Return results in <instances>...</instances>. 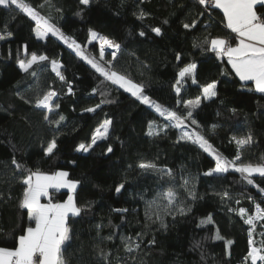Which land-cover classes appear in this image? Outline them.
Wrapping results in <instances>:
<instances>
[{
    "label": "trees",
    "instance_id": "trees-1",
    "mask_svg": "<svg viewBox=\"0 0 264 264\" xmlns=\"http://www.w3.org/2000/svg\"><path fill=\"white\" fill-rule=\"evenodd\" d=\"M24 2L95 53L90 30L120 44L115 60L107 56L111 70L142 85L144 94L167 111L185 117L192 111L196 123L186 119L182 128L172 126L165 116L88 66L58 36L38 38L37 22L15 5L0 8V34L6 36L0 40V247H15L22 229L34 226L27 210L19 207L25 188L21 181L28 173L17 169L15 160L24 169L45 174L66 171L70 180L80 182L74 196L82 211L68 218L65 255L70 264H248L250 226L239 209L254 214L255 204L264 207V177L253 175L254 184L249 185L234 169L205 175L215 168V158L192 140L181 139L184 130L199 133L229 161L240 155L238 163H264V93L243 83L227 60L204 43L206 37H227L235 45L223 13L196 0H91L88 6L80 0ZM201 11L204 14L198 15ZM194 20L195 27H183ZM154 28H160V35ZM33 53L48 60L24 72L18 61ZM52 60L61 66L65 80L52 71ZM193 63L196 82L186 77L177 84L179 71ZM214 81L217 95L204 98L203 87ZM49 90L57 93L51 112L35 105V99ZM197 97L198 107L186 106ZM98 104L95 112L85 111ZM60 115L65 119L59 124L50 122ZM106 119L112 121L107 138L97 140L87 152L77 151L79 144L91 143ZM150 122L157 135L148 134ZM248 134L253 143L240 150L233 138ZM53 139L57 147L49 156L45 149ZM141 162H152L157 170H142ZM168 170L171 176L164 175ZM120 184L124 187L117 193ZM169 189L176 192L177 203L166 214L162 209L167 201L161 194ZM224 192L228 197L222 198ZM52 195V201L67 197L66 192ZM180 206L186 209L183 215L176 210ZM156 211L166 228L147 220L146 212ZM209 215L212 223L201 224ZM257 225L252 238L264 247V236L258 242L264 221ZM217 231L223 239H214ZM124 237L140 243V248L127 252ZM101 249L110 253L107 259L100 257Z\"/></svg>",
    "mask_w": 264,
    "mask_h": 264
},
{
    "label": "snow or ice",
    "instance_id": "snow-or-ice-1",
    "mask_svg": "<svg viewBox=\"0 0 264 264\" xmlns=\"http://www.w3.org/2000/svg\"><path fill=\"white\" fill-rule=\"evenodd\" d=\"M47 2V0H45ZM199 5L205 6V8L220 9L223 12V20L226 22L225 26L235 34L232 40L233 43L227 37H214L205 38L204 43L208 48L215 52L218 56H226L228 63L231 65V69L234 70L235 74L241 81H253L255 83L256 91L264 93V0H196ZM80 3L84 6H88L91 0H80ZM10 5H15L23 13L27 14L31 19L37 22L38 27L36 28V35L38 38L43 39L48 33H52L54 36H59L69 48H74L78 56L83 57L87 62L94 68L98 73L104 76L107 80L113 84H118L126 92H130L132 96L136 97L143 104L151 105L155 108L161 116L173 122L172 126L176 128H182L185 124L186 119H190L193 124L196 123L195 119H192V111L187 112V116L178 115L174 111H166L159 104H155L150 98L144 94L143 86L134 83L131 79H128L125 75L119 74L116 71L106 70L101 66L94 58H89L84 54L81 46L74 40L66 37L58 28L49 23L47 19L40 16L39 13L30 4L25 3L24 0H0V6L8 8ZM201 11L198 15H203ZM144 13L141 12L139 15L140 19L144 18ZM167 21H165L166 23ZM196 21L194 20L191 24L185 23L184 28L188 29L195 27ZM6 27V26H5ZM153 31L160 35V28H154ZM11 35V33H7ZM90 35L93 40L99 39L100 41V60H103L105 55V45L109 48H114L117 51L121 45L110 40L106 36H101L96 31L90 30ZM144 35L143 32L140 33ZM4 34H0V40L5 39ZM25 52L27 53V47L25 46ZM113 60L116 59V52L112 54ZM179 60V55L177 56ZM48 60L47 56L31 54L30 59L19 60V67L24 72H28L34 64L38 62ZM111 65V61L108 62ZM52 71L56 73L61 81L65 80V77L60 71L61 66L57 61H51ZM196 64H188L183 67L179 73V79L177 84L183 81L186 77H191L193 83H195V72ZM35 76V72L32 73ZM216 82L205 85L202 89L204 98L210 99L217 95ZM69 92L72 91L69 86ZM93 91H96L94 89ZM181 89L176 87V93L179 95ZM57 96V93L53 90L45 92L42 96H38L35 99V105L47 109L49 112L53 110V98ZM28 102V101H26ZM101 103H112V101L102 100ZM189 108H196L200 105V97L194 100H188L185 102ZM100 105H96L93 108H87V112H95ZM55 108H59V104H55ZM44 119L47 121L49 117L45 115ZM65 117L59 116V120L50 121L51 123L59 124ZM111 120H104L99 128L96 129L95 134L91 139L90 144L81 143L77 147V151L87 152L93 145L96 144L97 139H105L109 133V127ZM215 127V126H214ZM149 135H157L158 133L152 130V124L149 125ZM181 139L192 140L193 143L198 144L205 152H209L215 155L216 165L211 171L205 173V175H213L214 173H225L229 171V168H233L234 171L241 174V177L247 182V184H254L252 179L253 174H259L260 177H264V163L253 165L251 163H243L238 161L241 160L240 155H237L235 160L229 161L223 158L220 154L215 153L212 145L199 133L189 134L184 132ZM240 150H243L246 146L253 143V137L248 134L246 137L233 138ZM56 140H51L46 149L47 155H52L56 149ZM107 151L111 153L112 147L109 146ZM13 164L17 169L27 171V175L22 179V184L25 185L23 191V198L20 201L19 207L27 210V218L29 221L34 222V226H27L22 229L23 234L17 238L16 246L13 248L0 247V264H70L69 259L66 257V242L70 240V229L68 226L69 214L73 216H79L82 208L79 207L75 200V192L79 181L70 180L69 173L66 171H58L51 175L30 169H24V166L18 164L13 160ZM138 167L142 170H157V166L152 162H141ZM164 175L171 176V170L164 172ZM188 184V181H184V186ZM124 187V184H120L116 187L115 191L119 193ZM258 187V186H257ZM49 189H68L69 195L67 200L63 203H53L49 199L48 203H41V197L49 196ZM261 193H264V188L260 189ZM228 193L224 192L223 197H228ZM192 198L195 199V194H192ZM161 199L166 200L167 204L163 206L162 211L169 214L171 206L177 203V194L172 189L161 194ZM249 199H252L249 197ZM239 202V201H237ZM154 203V202H153ZM151 208L152 205L150 204ZM180 214H185L186 209L182 206L176 209ZM118 212H126L127 209H116ZM187 211H191L188 208ZM241 216L247 215V210L244 208L239 209ZM155 216V219H153ZM146 218L149 221L155 223L160 222V227L166 228L167 225L164 223L163 217L160 211L154 213L146 212ZM264 221V207H261L259 203L255 204L254 215H247L245 223L255 227V221ZM212 223V217L209 215L206 220H202L201 224ZM100 227V226H98ZM143 233H138L137 236H142ZM108 240L112 239V236L107 237ZM214 239L221 240L223 237L217 231ZM124 249L132 253L140 248V243L134 241L131 237L122 238ZM150 243L154 244L152 240ZM230 245L232 241H227ZM264 244V242H262ZM249 245L250 250L247 253L246 259H250L251 264H257L261 262L264 264V247L258 248L254 246V240L252 239V230L249 231ZM99 255L102 259H107L110 253L105 252L103 249L100 250Z\"/></svg>",
    "mask_w": 264,
    "mask_h": 264
},
{
    "label": "rangeland",
    "instance_id": "rangeland-1",
    "mask_svg": "<svg viewBox=\"0 0 264 264\" xmlns=\"http://www.w3.org/2000/svg\"><path fill=\"white\" fill-rule=\"evenodd\" d=\"M101 36H103V35H101ZM59 37V36H58ZM90 41L92 42V43H94L95 44V46H96V48H97V52L95 53L94 51H92V50H90V48H88V47H82L81 46V49H82V51L84 52V54L86 55V56H88L89 58H94L98 63H100L101 64V66L102 67H104L106 70H110V71H112L111 70V68H110V65H109V61H111V60H109L108 58H107V56L108 55H110L111 57H112V53L113 52H116V56L118 55V52H119V50L117 51L116 49H114V48H109L107 45H105V55H104V58H103V60H100V55H99V53H100V41H99V39H97V40H93L92 38H91V35H90ZM116 43V42H115ZM78 44V43H77ZM71 49H73L74 50V48H71ZM81 57V56H80ZM81 59L88 65V66H90V67H92L88 62H87V60H85L83 57H81ZM94 69V68H93ZM95 70V69H94ZM104 77V76H103ZM105 78V77H104ZM106 79V78H105ZM117 86H119L118 84H116ZM120 87V86H119ZM123 89V88H122ZM130 93V92H129ZM150 98V97H149ZM150 100L152 101V102H154L155 104H158L156 101H154L153 99H151L150 98ZM160 105V104H159ZM148 106H150L151 107V105H148ZM161 106V105H160ZM162 107V106H161ZM151 108H153V107H151ZM163 108V107H162ZM153 109H155V108H153ZM164 109V108H163ZM166 110V109H165ZM167 111V110H166ZM166 117V116H165ZM184 132H188L189 134H190V132L188 131V130H184L183 131V133ZM97 140H99V139H97ZM213 148V150H214V152L215 153H218V154H220L219 153V151L218 150H216L214 147H212ZM113 152V151H112ZM111 152V153H112ZM110 153V154H111ZM208 154H210L212 157H214L215 158V155L214 154H212V153H209V152H207ZM221 155V154H220ZM222 156V155H221ZM229 169H233V168H229ZM219 174H224V173H219ZM253 175H259V174H253ZM66 199H67V197H66ZM65 199V200H66ZM64 201V200H63ZM61 202V200H57V203H60ZM247 215H254V214H252V213H248L247 212ZM247 215H245V216H242V218H243V220H246L247 219ZM259 222H261V221H255V227L253 228V226L252 225H249L250 226V230H252V235H254L255 234V231H256V229H257V224L259 223ZM263 230H264V228H263ZM262 236H264V231H263V235L262 234H260V237H259V241L258 242H261L262 241ZM253 239V238H252ZM254 240V239H253ZM254 246H256V247H258V248H261V247H259L256 243H255V240H254ZM250 247V246H249ZM247 263L248 264H251V261H250V259H247ZM257 264H261V262H257Z\"/></svg>",
    "mask_w": 264,
    "mask_h": 264
},
{
    "label": "crops",
    "instance_id": "crops-1",
    "mask_svg": "<svg viewBox=\"0 0 264 264\" xmlns=\"http://www.w3.org/2000/svg\"><path fill=\"white\" fill-rule=\"evenodd\" d=\"M220 10V9H219ZM222 12V10H220ZM223 13V12H222ZM226 24V22H225ZM226 27V26H225ZM229 30V29H228ZM230 31V30H229ZM231 32V31H230ZM235 35V34H234ZM234 46V45H233ZM222 58H225L227 60V57L226 56H221ZM228 62V60H227ZM230 65V64H229ZM231 66V65H230ZM234 71V70H233ZM239 78V77H238ZM243 83H249V84H252L254 89H255V83L253 81H242ZM256 90V89H255ZM51 175V174H49ZM78 187V186H77ZM77 190V189H76ZM52 192H66L67 193V197L69 195V190L68 189H49V196L48 197H41V203H48L49 202V199H51L52 201ZM67 200V199H66ZM64 200V201H66ZM64 201H61L60 203H63ZM53 203H57V200L56 201H52ZM72 215V214H69V216Z\"/></svg>",
    "mask_w": 264,
    "mask_h": 264
},
{
    "label": "water",
    "instance_id": "water-1",
    "mask_svg": "<svg viewBox=\"0 0 264 264\" xmlns=\"http://www.w3.org/2000/svg\"><path fill=\"white\" fill-rule=\"evenodd\" d=\"M0 8H3V9H8L9 7H8V8H5L4 6H0Z\"/></svg>",
    "mask_w": 264,
    "mask_h": 264
}]
</instances>
